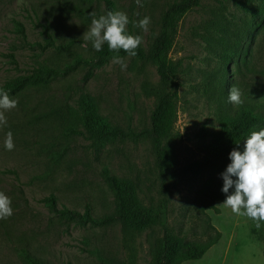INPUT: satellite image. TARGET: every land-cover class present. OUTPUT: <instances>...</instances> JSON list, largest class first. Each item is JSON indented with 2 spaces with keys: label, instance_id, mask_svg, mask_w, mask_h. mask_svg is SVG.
<instances>
[{
  "label": "rangeland",
  "instance_id": "1",
  "mask_svg": "<svg viewBox=\"0 0 264 264\" xmlns=\"http://www.w3.org/2000/svg\"><path fill=\"white\" fill-rule=\"evenodd\" d=\"M110 1L127 14L126 30L139 34L148 51L172 0H142V5ZM261 3L204 0L180 22L169 54L178 71L177 120L168 142L177 166L161 179L149 136L154 93L162 90L155 68L130 56H120L123 69L112 57L98 63L83 35L93 15L108 11L106 0H0V88H9L10 98L17 100L0 124V191L11 198L13 209L3 221L12 238H25L21 246L43 264H151L155 242L163 234L161 223L124 235L103 177L107 171L137 183L145 206L163 205L167 227L184 242H205L219 234L200 260L184 264H264L258 240L264 222L257 228L255 221L222 203V179L207 156L210 144L220 138L212 100L225 68L223 51L230 47L228 53H249L241 73H234L239 86L248 90L264 84V26L257 31L247 26L248 9ZM144 16L151 22L142 32L133 22ZM14 21L22 24L23 36L15 32ZM77 60L75 70L65 73ZM231 67L229 77H223L226 84ZM46 69L58 72L46 88H20V82L32 81ZM87 109L126 137L101 145L79 136L65 138V128ZM9 131L15 145L11 151L3 146ZM59 151L65 153L55 165ZM50 196L58 212L83 214L90 206L95 218L111 222L96 227L70 220L50 209ZM21 246L8 243L0 232V264H24L16 253Z\"/></svg>",
  "mask_w": 264,
  "mask_h": 264
},
{
  "label": "trees",
  "instance_id": "2",
  "mask_svg": "<svg viewBox=\"0 0 264 264\" xmlns=\"http://www.w3.org/2000/svg\"><path fill=\"white\" fill-rule=\"evenodd\" d=\"M204 0H172V2L162 12L159 22V32L148 51L139 45L136 49V60L149 62L158 76L161 91L155 92V104L150 116V139L155 157V163L158 175L161 179L170 175L177 166V156L174 149L169 145L173 129L177 120L178 103V84L177 67L171 61L169 54L174 46L180 22L195 8L199 7ZM108 11H116L114 4L106 0ZM250 20L247 26L250 30H256L264 26V0L258 6L248 9ZM214 26V23H213ZM212 26V27H213ZM15 32L23 36V26L20 22L14 21ZM249 30V31H250ZM131 34V32L127 31ZM228 46L223 47V50ZM229 48L223 51L221 61L225 65L221 73V81L217 89V95L212 100L216 121L219 126L220 138H215L207 149V156L214 172L218 175L224 170L228 160V153L238 143L247 137L253 130H259L264 127V84L256 88L245 90L236 83L235 72L241 73V68L248 61V51L228 53ZM116 53L109 51L107 44L103 45L102 51L96 52L95 61L101 63L106 59L113 57ZM119 56L125 57L127 54L120 50ZM13 61V55H7ZM80 63L77 60L75 64L65 67V73L75 70L76 65ZM228 65L231 67L230 83L226 84L223 77H229ZM256 70V69H255ZM256 70L255 73H259ZM58 75L56 70L46 69L44 73L36 76L33 80H23L20 82V88L40 87L46 88L47 81ZM231 86H235L241 91L242 104L233 105L227 100L228 91ZM247 87V86H246ZM8 94H11L9 88L4 87ZM63 136L70 138L79 136L92 142L93 145H101L107 141L116 139L123 140L126 135L111 127L106 120L92 109H87L74 119V123L68 125ZM65 151H59L55 155L53 162L58 165ZM220 176V175H219ZM108 185L109 191L115 199L118 208V215L121 223L122 233L126 236L141 234L151 230L157 223H161L163 228L162 237L154 245L151 264H184L190 261L200 260L219 240V234L214 238L209 237L205 242H184V239L175 235L165 223V207L162 205L159 209L152 206H145L139 195L141 190L137 183L130 180L116 179L109 175L107 171L103 174ZM48 206L54 212L56 202L53 196L46 199ZM61 216H67L70 220H76L78 223L89 224L96 227H105L111 222V218H95L90 206H86L84 213L63 209L58 212ZM249 219V218H248ZM251 220V219H250ZM0 232L2 237L6 238L8 243L22 245L25 238L13 239V235L8 226L0 219ZM258 240L262 244V255L264 257V231ZM18 257L24 264H43L41 259L26 248L20 247L16 251ZM130 264H133L130 262Z\"/></svg>",
  "mask_w": 264,
  "mask_h": 264
},
{
  "label": "clouds",
  "instance_id": "3",
  "mask_svg": "<svg viewBox=\"0 0 264 264\" xmlns=\"http://www.w3.org/2000/svg\"><path fill=\"white\" fill-rule=\"evenodd\" d=\"M142 5V0H136ZM151 18L144 16L134 25L142 32L147 31ZM129 23L127 14L123 11H107L98 17L93 15L87 32L83 35L91 43L94 51H102L103 45L107 44L109 51L116 53L112 57L114 63L125 67L119 56L123 50L127 56L137 55L136 49L141 44L142 37L127 32L126 25ZM241 91L231 86L227 100L230 104L243 103ZM17 100L10 98L7 91L0 88V124H4V111L15 108ZM4 149L11 151L14 148L12 133L9 131L4 140ZM229 163L219 174L222 179L220 191L225 194L223 204L239 216L247 217L256 222V227H261L264 222V127L251 131L247 137L238 143L228 153ZM11 198L0 191V219H5L13 214Z\"/></svg>",
  "mask_w": 264,
  "mask_h": 264
}]
</instances>
